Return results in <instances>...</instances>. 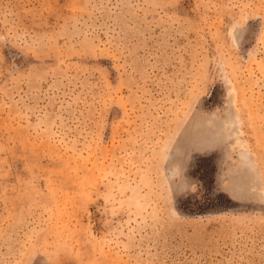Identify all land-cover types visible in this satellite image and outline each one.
<instances>
[{"label": "rangeland", "instance_id": "374dc122", "mask_svg": "<svg viewBox=\"0 0 264 264\" xmlns=\"http://www.w3.org/2000/svg\"><path fill=\"white\" fill-rule=\"evenodd\" d=\"M0 264H264V0H0Z\"/></svg>", "mask_w": 264, "mask_h": 264}]
</instances>
